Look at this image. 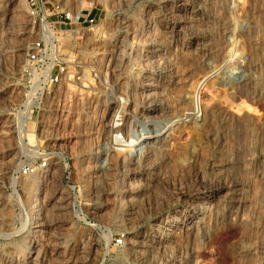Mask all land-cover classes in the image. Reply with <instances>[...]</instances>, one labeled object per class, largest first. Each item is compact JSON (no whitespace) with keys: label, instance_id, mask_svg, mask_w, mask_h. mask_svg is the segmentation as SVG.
Returning a JSON list of instances; mask_svg holds the SVG:
<instances>
[{"label":"rangeland","instance_id":"obj_1","mask_svg":"<svg viewBox=\"0 0 264 264\" xmlns=\"http://www.w3.org/2000/svg\"><path fill=\"white\" fill-rule=\"evenodd\" d=\"M152 3L150 0H131L125 6L117 3V0H0V264H66L69 258V264H137L127 248L138 221L122 211L124 206L131 203V196H124L118 204L115 203L116 193L125 185L117 181L120 172L112 170L115 173H111L113 176H110L109 183L95 194L91 193L88 189V179L91 178L85 170V160L94 143L93 151H96V145L104 142L105 133L100 117L106 116L107 111L99 104L112 102V94L107 90L108 85L113 84L111 68L101 61L99 53L119 34L124 38L123 46L127 48L130 37L123 31L125 28H119L117 21L125 17L133 26L146 15ZM31 10L37 14L32 15ZM69 11L90 12L96 17V24L62 23L59 16ZM224 11L220 10L219 16L225 21L229 20V23L231 20L235 42L229 49L226 47L229 45L225 46L227 43L219 39L220 32L213 36L212 43L215 45L216 42L219 50L215 54L218 58L215 56L214 60H217L219 67L222 64L221 73L216 77L209 69L200 68L195 63L197 60L193 62L188 53L179 72L182 74L191 69L195 73L200 68L195 73L198 78L194 74L195 77L190 76L193 77L192 85L189 83L186 87L188 92L194 87L199 88L198 91L196 88L199 93L197 115L202 113V106L214 104L225 117L228 128L242 126L245 129H241L246 132L237 128V140L234 131L227 132L224 150L217 152L205 143V128L197 127V130L190 122L184 123L179 127L181 131L178 129L177 134L182 132L181 135L176 134L175 139L169 142L171 148L168 147L162 154L165 164H162L161 172L164 179L158 184L156 194L151 196L152 199L150 197V202L156 200V208L160 211L158 219L166 218L168 225L165 228L173 232L174 238L165 242L168 255L182 260L190 246L186 242L187 237L183 236L189 223L203 217L201 222L208 226V211L202 216L198 213L189 216L188 211L191 205L212 201L195 195L202 185L208 183L209 163L213 158L232 159L238 155L237 172L239 175L243 173V183L247 178V183H244L246 190L242 194L243 197L246 195V199L238 210L240 217L242 211V217L210 230L204 228L205 233L202 232L198 238L200 243H194L196 251L193 256L199 264H264V0H233L228 10ZM250 14H253L251 19L259 26L255 31L257 37L260 35L258 38L262 44L256 47H259L258 51L248 46L251 42L246 25ZM53 34L58 41L57 51L64 62L65 72L60 84L45 89L38 85L41 73L35 70L36 66L29 61L28 55L36 41ZM180 46L182 52L187 51L186 43ZM228 49L230 53L237 52L233 57L236 62L231 59V64L227 61L230 55ZM225 56L226 61H220ZM241 65L244 66L239 67ZM50 69L51 65L46 67L43 75L47 76ZM237 69L250 73L245 86L232 79ZM120 70H131V67L125 62L120 65ZM133 71L140 73L137 69ZM217 78L230 81L233 87L238 86L232 90L228 86H220ZM113 85L115 96L124 93L118 81ZM137 93H142V90L139 88ZM247 94L252 95L247 97ZM110 115L108 113L107 117ZM98 120V127L92 128V124ZM186 124L193 127L188 128ZM137 126L133 127L131 119L128 128L132 135L144 128L141 122ZM144 132H147L146 129ZM239 141L244 147H240L242 144ZM233 143L234 147L238 146L236 149L232 147ZM42 159L48 160L46 168L39 166ZM91 164L95 165L94 162ZM30 166L35 167L36 172L24 175L22 169ZM37 174L42 184L35 202L38 211L31 218V182ZM133 175L129 171L125 181H129ZM144 203V206L147 205L146 201ZM42 207H47L51 212L47 222L38 215ZM149 222L150 219L146 220L144 228ZM25 255L28 259H25ZM157 258H161V254Z\"/></svg>","mask_w":264,"mask_h":264},{"label":"bare ground","instance_id":"obj_2","mask_svg":"<svg viewBox=\"0 0 264 264\" xmlns=\"http://www.w3.org/2000/svg\"><path fill=\"white\" fill-rule=\"evenodd\" d=\"M130 1L131 0H117V3L128 6V3ZM150 1L153 2L151 4V8L148 11L145 10L146 15L140 18L138 22L135 21L136 23L133 24V26H130V24L128 23L129 19L127 20L125 17L117 21L119 23L116 22L121 30L125 28V30L123 31L127 32V37H130L129 39L131 41L128 44L127 48L123 46L124 38H121V34L117 35V33V36H115V38L111 41V44H109V46L106 45L105 48L102 49V52L99 53L101 61L106 62L108 68H111L110 75L112 83L114 84V82L118 81L120 87L125 91L124 93H119L120 95L115 96L114 85H108L107 90L112 94V102L107 105L104 103L99 104V106L105 107L107 111L106 116L100 117L101 121L103 122L100 124L102 125L101 128H103V133H105V138L102 137L104 139V142L96 145L95 149L98 148V150L93 151V145L95 144L94 143L91 148L92 150L87 154L85 160L87 162V166L85 167V170L87 171V174H90L91 178V180L88 179V189L91 191V193L94 192L95 194L96 191H99V189L103 188L109 183L110 176H113L111 175V173H115L112 170L120 172L117 181H121L120 183H124L125 185L120 189L119 192L116 193L115 196L117 199L115 203L118 204L124 196H131V199L129 200L131 201V203L124 206L122 211L125 213V215L132 216L136 219L135 221H138L136 222L137 225L135 224L137 226V229L135 234L133 235L134 237L131 240L129 239V247L127 248L131 251L130 257H133V260L135 258L137 264H199L193 256L194 252L196 251L194 243H200V241H198L200 239L199 235L204 232V228L205 230H210L213 227H217L218 225H222L228 221L230 222L240 217V215L238 214V210L245 201L244 198L246 197V195L245 197H243L242 194L246 190L244 188V185L247 183V178L246 183L244 182V184L243 180L245 178L243 179L242 177L244 176L243 173L241 174L240 172L239 175V173L237 172L238 155L236 154L237 156L233 157L232 159H229V157L228 159L224 158L223 160H214L213 158L212 162L209 163L210 176L209 178H207L208 183L202 185V188L198 189L195 192V195L197 196V198L202 197L210 199L212 201H205L195 205H191L189 206L188 211L189 216H192L193 213H198L200 216H202L206 211H208L209 219L206 222L208 226H204V224L201 222V219L203 217L200 219L196 218L198 219V221L189 223V225L185 229L183 236L187 237L186 242H188L190 246L187 250L185 248V256L182 260H177L175 256L168 255L169 250L165 242H167L171 238H174V235L171 229L165 228V226L168 225V220L166 218H164V220L163 218L162 220L158 219L160 211L156 208V200L150 202V197L156 194L158 184H161L164 179L163 172H161L162 164L164 163V155L162 154L166 152L168 147H170L169 142L171 141V139H175L173 137L176 136V134L180 130L179 127L184 123L190 122L196 128H205L206 133H204L205 136L203 135L205 137L204 139H206L205 143L211 145L212 148L215 149L214 151L217 152H221L224 150L226 139H224V136L227 132L234 131L237 140V128L239 127L235 125L231 129L228 128L225 117L220 113L219 109L215 107L216 105L214 106V104H212L206 107L207 105L204 104L205 106L201 107L202 113H199L200 115L196 114L199 108L197 104L199 94L197 92L199 90L198 87H194L191 92L186 91V87H188L187 85H189L193 77L197 76V74L195 75V73L197 71L199 72L200 68L209 69L210 72H212L213 75L215 74L216 77L218 73H221L220 71L222 64L219 67V63L216 62L217 60H214V58L216 59L217 57L215 55L216 52L218 51L219 53V50L216 48L218 44L217 46H215L216 42L213 40L215 42L214 45V43H212V39H214L213 36H215V33L220 32L219 39H221L224 43H227L225 44V46L229 45L226 46L229 49L232 48L230 47V45L234 46V28L233 25H231V20L229 23V20L225 21L221 19V15L219 16V11L228 10L229 4L231 5V1L233 0ZM241 1L243 2L244 0ZM259 8H261V6ZM252 16L253 14H250L248 16V22L246 25L248 26L247 32H249L248 34L250 35V39L249 35H247L248 39L251 42V45L248 43L249 41H246V38V40H244L247 44H249L248 46H252V48H255V50H257L259 49V47H256L262 44H260L261 42H259L258 38L260 35L257 37L258 34L256 35L255 33V31L258 30L259 26H257L254 20L251 19ZM226 18L229 17L226 16ZM46 27L49 28L47 24ZM122 36H124L123 33ZM244 37L246 36L244 35ZM241 39L243 40V37ZM182 43H186L188 45L187 51L184 50L186 52H182L181 50L182 46L180 45H182ZM164 45L166 46L164 47L165 49H163ZM248 46L247 48L249 49ZM247 48L245 50H247ZM251 50L253 51L254 49ZM227 52L230 53V50ZM186 53H188L189 57H192L194 59L193 62L195 61V59L197 60L195 61V63L197 62L200 68L195 70V73L194 70L191 69L189 71L186 70V72L182 74H180L179 72L180 65L182 66V62L187 57ZM236 53H230L229 59L227 60L229 61V63L231 59L233 60V57H236ZM251 58L253 59V57ZM221 60L226 61V56L223 59H220V61ZM233 61L236 62V60ZM125 62L130 65L131 70H120V65ZM195 63H193L194 66H196ZM242 66L244 65H241L239 67ZM252 67L253 66H251V68ZM254 68L255 67H253L252 69ZM135 69H137L140 73H134L135 71L133 70ZM238 69L235 71H238ZM246 69L249 70L248 67ZM201 71L202 70H200V72ZM235 73L236 76L235 74H233L235 77L232 76L234 77L232 78L233 81L235 80L239 85L242 84L243 86H245L246 83H248L246 81L249 80L250 73L246 74L245 69ZM192 75L193 77L191 78L190 76ZM215 76L213 78H215ZM217 79L219 80L220 78ZM134 82H136V84ZM217 82L220 86H228L231 90L238 86L232 83L233 85H235V87H233L231 85V82L227 81L226 79L224 81L219 80ZM190 85L192 84L190 83ZM139 88L142 90V93H137ZM194 90L197 93H193ZM121 91L123 90H120V92ZM251 95L247 94L246 96L250 97ZM168 96H172L170 98L171 101H169ZM108 113H111L110 117H107ZM131 119L133 120V127L135 128H138L137 124L139 122L144 125V128H142V130L134 135H132L133 132H129L128 128ZM238 122L239 121L237 120V123ZM98 123L99 120L94 122L93 124L91 123L92 128L95 129V126L98 127ZM228 123L229 125H232L230 124V122ZM190 126L188 128H190ZM183 127H185V125ZM241 127L242 126H240L239 129H241ZM198 128L197 130H199ZM242 128L245 129V127ZM144 129H146L147 132H144ZM241 131H243V129H241ZM95 133L96 131L93 134ZM200 134L201 133H199L198 135ZM245 135L248 136L250 134ZM242 136H244V134ZM202 138L203 137H201V139ZM90 139L91 138H89V141H91ZM232 141H235V139H233ZM234 145L235 144L233 143L232 147H234ZM241 146L244 147L243 144L240 145V147ZM237 147L234 148L236 149ZM242 149L243 151H245V148ZM91 162H94L95 165H90ZM129 171H132L134 175L133 177L129 178V181H125L126 177L129 175ZM246 175H248V173H246ZM31 183V194L34 199L32 198L29 202V211L32 218L34 213L38 211L37 209H35V202L37 200V191L42 184V179L37 174L36 178ZM214 199L217 200L212 203ZM145 201L147 204L145 206L147 207L144 206ZM206 203L208 204L206 205ZM40 211L41 213H38V215L41 216L40 219L44 222L49 221L51 215L50 210L47 209V207H42L40 208ZM242 214L243 213L241 211V217ZM148 219H150V222L147 225V228H144V224ZM129 220H131V218ZM81 249H83V247ZM158 254H161V258H157ZM25 259H28L27 255H25ZM70 261L71 260L69 258L66 261V264H69Z\"/></svg>","mask_w":264,"mask_h":264},{"label":"built area","instance_id":"obj_3","mask_svg":"<svg viewBox=\"0 0 264 264\" xmlns=\"http://www.w3.org/2000/svg\"><path fill=\"white\" fill-rule=\"evenodd\" d=\"M39 7L37 6V9ZM32 15H36L37 12L31 10ZM62 19V23H77V24H85L89 26H94L96 24V17L91 15L90 12L82 13H73L63 12L62 15L59 16ZM52 30V29H51ZM57 38L54 36L51 37H41L38 41L33 44V49L31 53L28 55V59L30 62L35 65V70H39L40 81L39 86L44 87L45 89H49L55 87L56 85L62 82L63 73L65 72L64 62L59 58V54L57 51ZM51 65V69L48 72L47 76L43 75L44 70L46 67ZM48 165L47 159H42L40 161L39 166L41 168H46ZM36 172L35 167H24L22 169V173L24 175H31ZM117 243L119 242L116 240Z\"/></svg>","mask_w":264,"mask_h":264}]
</instances>
